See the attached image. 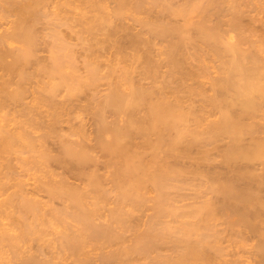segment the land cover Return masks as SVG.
<instances>
[{
	"label": "bare ground",
	"instance_id": "6f19581e",
	"mask_svg": "<svg viewBox=\"0 0 264 264\" xmlns=\"http://www.w3.org/2000/svg\"><path fill=\"white\" fill-rule=\"evenodd\" d=\"M12 16L0 32V187L14 186L0 201V264H245L252 238L264 264L251 188H264V0H0V27ZM220 142L230 171L250 164L231 174L247 188L205 174Z\"/></svg>",
	"mask_w": 264,
	"mask_h": 264
},
{
	"label": "rangeland",
	"instance_id": "374dc122",
	"mask_svg": "<svg viewBox=\"0 0 264 264\" xmlns=\"http://www.w3.org/2000/svg\"><path fill=\"white\" fill-rule=\"evenodd\" d=\"M108 2H109L110 4H109ZM108 2H106V3L109 4V5H107V6H108L107 8H108V10H109V9H110L109 6L111 5L110 7L112 8V5L114 6V3H112L111 1H108ZM127 16H128V15H127ZM125 17H126V16H125ZM14 19H15V17L12 16V17H7V18L5 19L6 21L3 20V21H2V25H1V27H0V28H1V29H0V32L3 31V29H4V30L7 29V28L9 29V26L12 25V22L14 21ZM129 22H130V21H127V23H129ZM45 23H46V22H45ZM127 23H126L125 26L128 25ZM39 25H42V24L40 23ZM44 25H45V24H44ZM44 25H43V26H44ZM43 26H42V28H43ZM45 26H46V25H45ZM125 26H124V27H125ZM40 27H41V26H39L38 28H40ZM124 27L122 28L123 30L126 28V27H125V28H124ZM127 27H129L128 30L125 29L127 32H125V31H123V32H119V33H122V35L120 34V35H121V38H120L121 40H120L119 42L121 43V41H122L123 38H124V40H127V41H124V40H123L125 43L127 42V43L124 44V45H122V43H123V41H122L121 45L123 46V48H124V47H125V48H126V47L128 48V47L130 46V45H129V40H128L129 38H128V37H132V36H133L132 33H135V32H136V29H135L134 32L131 31L132 29L130 28L129 25H128ZM8 29H7V30H8ZM61 29H63V32L61 33V35H62V34L65 35V33L68 32L67 30H64V27H62ZM130 29H131V30H130ZM9 30H10V29H9ZM40 30H44V29H41V28H40L39 31H40ZM133 30H134V29H133ZM37 31H38V30H37ZM65 31H66V32H65ZM41 32L43 33L44 31H41ZM41 32H39L40 35H43V36H44V34H42ZM64 32H65V33H64ZM131 32H132V33H131ZM69 33H70V32H69ZM69 33H67V36H66V38H69L67 41L70 42V43H74L75 40L70 39L69 36H71V37H73V38H74L75 36H74L73 33H70V34H69ZM124 33H125L126 35H125ZM258 33H259V32H258ZM123 34H124V35H123ZM63 35H62V36H63ZM130 35H131V36H130ZM43 36H42V37H43ZM125 36H126V37H125ZM118 38H119V36H118ZM125 38H126V39H125ZM127 38H128V39H127ZM45 40H46V39H45ZM7 41L13 43V44H11V45H12V48L17 49L18 47L21 46V45H20L21 43L18 42L19 44H17V43H15L16 41H13L12 39H8ZM46 41H47V40H46ZM13 45H15V46L13 47ZM19 45H20V46H19ZM16 46H18V47H16ZM38 48H39V49H38V53H37V55H39V57H41V54L43 55V53H44L45 56L43 55V56H44L43 58H46V56H48L49 53L47 54V51H46L47 49L44 47V44H43V42H42V39H40V43H39V45H38ZM127 48H126V49H127ZM40 49H41V50H40ZM43 50H44V51H43ZM42 52H43V53H42ZM39 53H40V54H39ZM81 56H82V55H81ZM41 58H42V57H41ZM78 58L80 59V56H79ZM81 59H82V57H81ZM8 60H11V59L8 58ZM77 63H78V64H76V65L78 66V69L80 68L79 66H81V68L79 69V71L74 72V70H72V69H70V70L73 71L74 74L76 73V76L78 77V75H84V72H83V70H82L83 65H80V63L82 64V60L78 61V59H77ZM68 70H69V69H68ZM70 70H69V71H70ZM71 71H70V72H71ZM81 71H82V72H81ZM70 72H69V73H70ZM71 73H72V72H71ZM78 73H79V74H78ZM211 73H212L211 75L215 74V73H213V72H211ZM74 74H73V75H74ZM74 76H75V75H74ZM214 76H215V75H214ZM38 77H40V76L38 75V76L36 77L37 79L35 80V81H37V82H38V80H39ZM41 78H42L43 80L45 79V78L42 77V76H41ZM204 81H205V79H204ZM204 81H203V82H204ZM39 82H41V81L39 80ZM45 82H46V79H45ZM45 82H43V83H45ZM41 83H42V82H41ZM43 83H42V84H43ZM101 85H102L103 87H102ZM40 86H41V85H40ZM98 86H99V87H98ZM104 86H106V87H104ZM205 86H206V85H205ZM206 87H207V86H206ZM104 88L107 89L106 81H105V80H101L100 84L97 85L96 88H91V89H92V90L94 89V91H93L94 93H95V92L98 93V94L95 93V96H97L96 98H98V97H100L99 95L105 93L104 91H106V89L103 90ZM96 89H97V91H96ZM92 90L89 91V92H90L89 94H85V96L83 97L82 100H85V102H86V101L88 100V99H87V95H88V98H90V96L92 97V95H94V93L92 92ZM98 91H100V92H98ZM91 92H92V93H91ZM65 93H66V92H65V90H64V91H63V94H61V93H60V94H61L62 96H64ZM86 99H87V100H86ZM28 100H30V98H28ZM28 100L26 99V101H28ZM82 100H81V103L84 104L85 102H83ZM78 102H80V101H78ZM78 102L75 101L74 103L77 105V104H79ZM86 103H87V102H86ZM86 103H85L84 105H86ZM212 114H213V113H212ZM214 115L217 116L216 114H214ZM212 116H213V115H211V116L209 115V118L212 119V120L216 118V117H212ZM80 117L82 118L81 115H80ZM86 117H87V116H86ZM87 118H88V117H87ZM87 118H85V114H83V118H82V119H87ZM207 118H208V117H207ZM87 120H88V119H87ZM87 120H83L84 123H85ZM208 120H209V119H208ZM72 123H74V124H73V125H74L73 127H77V125H79V122H78V121L76 122L77 125H76L75 122H72ZM88 124H89V123L87 122V126H89ZM67 125H68V124H67ZM67 125H66V123H63V127H64L65 129H66ZM87 126H86V129H87ZM73 127H72V128H73ZM89 127H90V126H89ZM88 130H89V129H88ZM66 131H68V130H66ZM75 138H76V137H72L71 139H75ZM222 142H224V141H222ZM222 142H220V143L217 145L216 149L214 148V151H215V152H214V151H212V153L210 152V153H211V158H212V159H211V162H210L211 165H208V167L206 166L207 170H205V171H206L205 174H206V175H211V176H209V177L212 178V179H213V176H216V178H217L218 180H220V181H222L221 179L224 178V177H222V176H224L225 174H226V175H225V178H226V180H227V179H228V176H229V174H230L229 179H230V180L233 179L232 181H234L235 186H236V184H237V185L239 186V187L237 186L238 188H240V187H241V188H245V187L247 188V186H248L249 184L246 183V182H247L246 180H245V181H246L245 184H247V186L245 185V187H243V186H244V183H243L244 180H243V182H242L241 180L236 179L237 177L232 176V175H233V173L235 172L236 167H238V166H240V170H242V169L245 170L243 163L246 164V163H248V162H246V163H245V162L241 163L243 166H242V165H239V164H238V166H237V165H236L235 167L233 166L232 171H230L231 169L229 170V168H227V166H226L224 163L222 164V160H221V156H220L222 153L219 152V150L223 151L222 148L224 149V148L227 146V144H226L225 147H221V148H220V146L222 145ZM226 142H227V141H226ZM246 142H248V140H247ZM224 145H225V143H223L222 146H224ZM219 148H220V149H219ZM218 149H219V150H218ZM217 150H218L219 153L216 154ZM192 151H194V150H192ZM195 151H196V156H195V155H191V157H192V156H195L194 158L192 157L193 160H194V163H193V164L196 163V162H195V161H196L195 159L197 158V154L199 153V152L197 153L198 150H195ZM193 153H195V152H193ZM213 153L215 154V156H214ZM218 154H219V155H218ZM53 155H54V153H53ZM198 155H200V154H198ZM217 156H220V157H217ZM198 157H200V156H198ZM215 157H216V159H215ZM197 159H198V158H197ZM213 159H215V160H217V161L214 160L215 162H212ZM191 160H192V159H191ZM191 160H190V163H191ZM12 163H13V166H15V168H14V170L12 169L13 171L11 170L10 172H15V174L12 173L13 175H16V174H18V173H21V174H22V172L20 171L21 168H20L19 164L16 162V160H14V162L12 161ZM16 163H17V164H16ZM248 165H250V164L248 163ZM251 165H252V164H251ZM192 166H193V165H192ZM203 166H204V165H203ZM209 166H210V167H209ZM213 166H214V167H213ZM225 166H226V167H225ZM194 167H196V164H195ZM204 167H205V166H204ZM211 167H212V168H211ZM245 167H246V166H245ZM251 167H252V166H251ZM196 168H197V167H196ZM196 168H195V169H196ZM202 168H203V167H202ZM202 168L200 167V168H198V169L200 170V169H202ZM247 168L250 169V166H249V167L247 166L246 169H247ZM0 169H1L0 171H2L3 167L0 168ZM5 169H6V168H5ZM5 169H3V170L5 171ZM190 169H191L192 171L194 170V168L192 169V167H190ZM198 169H197V170H198ZM203 169H204V168H203ZM203 169H202V170H203ZM209 170H210V171H211V170H214V171L217 170V171H215V172L213 171V172H211V173L209 172V174H207V173H208L207 171H209ZM226 170H227V171H226ZM228 170H229V173H228ZM238 170H239V167L237 168L236 172H237ZM4 171L2 172L3 174H4ZM7 171H8V169H7ZM221 171H222V172H221ZM223 171H224L225 173H224ZM233 171H234V172H233ZM242 171H243V170H242ZM32 172H33V171H32ZM32 172H30V173H32ZM220 172H221V173H220ZM232 172H233V173H232ZM8 173H9V172L6 173V171H5V174H4V175H6V174H8ZM25 173L27 174L28 172H25ZM25 173H23V174H25ZM30 173H29V174H30ZM213 173H214V175H213ZM217 173H218L219 175H218ZM222 173H223V174H222ZM26 174H25V175H26ZM37 174H38V173H37ZM39 174H40V173H39ZM39 174H38V176H39ZM215 174H216V175H215ZM220 174H221V176H220ZM231 174H232V175H231ZM234 174H235V173H234ZM4 175H1V173H0V180H1V178H2L1 176H3V178H2L1 181H4V180H3V179H5ZM10 175H11V173H10ZM25 175H23V176H24L23 178H25L26 180H28V178H31V177H32V175H31V177H29L30 175H29L28 177H26L27 175H26V176H25ZM34 175L36 176V174H33V177H34ZM212 175H213V176H212ZM231 176H232V177H231ZM15 177H16V176H15ZM15 177H13V178L16 180L19 176L17 175V177H16V178H15ZM21 177H22V176H20L19 179L23 180ZM33 177H32V178H33ZM218 177H219V178H218ZM230 177H231V178H230ZM233 177H234V178H233ZM10 178H12V176H11ZM13 178L10 179V180H12V181H10L9 183H8V180H7V183H8V185L6 184V185H7V188H8V187H11L12 184L14 185V181H15V180H13ZM32 178H31L30 180L27 181L28 184L26 183L29 187H28V186L26 187V185H25V187L27 188V190H30V191H31V188H30V187H32V185L35 184L34 181L36 180L35 177L33 178V179H35V180H33ZM216 178H215V179H216ZM25 179H24V180H25ZM218 180H217V181H218ZM224 180H225V179H223V181H224ZM69 181L73 182L72 180H69ZM215 181H216V180H215ZM217 181H216V182H217ZM235 181H236V182H235ZM237 181H238L240 184H239ZM30 182H31V183H30ZM75 182H76V181H75ZM218 182H219V181H218ZM15 183H16V182H15ZM77 183H79V181H77ZM249 183H250V182H249ZM75 184H76V183H75ZM30 185H31V186H30ZM240 185H241V186H240ZM253 185H254V184H253ZM253 185H252V187H251V185H250V187L253 188V190H256L257 195L259 196V198H258L259 201H260V202L263 201V203H264V188H262V186H261L260 189H259V188L256 189L255 187H253ZM4 187H5V186H4ZM4 187H3V188H4ZM250 187H249V188H250ZM3 188L0 187V191H1V192H0V193H1V194H0V201H2V198H3V199L6 198V196H7L6 194H9L10 192L13 191L14 186H13L12 188H9V189L6 190V191H5V189H3ZM7 188H6V189H7ZM26 188H25V189H26ZM190 189L192 190V188H190ZM190 189H185V190H183V191H182V194H183V195H186V193H187V197H188V195H189L188 198H190V197L192 196V194H193V192H192L193 190L190 191ZM187 190H188V192H186ZM8 191H10V192H8ZM184 191H185V192H184ZM7 192H8V193H7ZM29 193H30L29 196H31V195H32L31 192H29ZM190 193H191V194H190ZM210 194L213 195L212 193H209V195H208V196L206 195V197H204V198H205V199H206L207 197L209 198V196H211ZM152 195H154V194H152ZM190 195H191V196H190ZM149 196H151V194H149ZM216 196H219V194H216ZM35 197H36L37 199L39 198V199H40L41 201H43V202H44V200L46 201V198H45V196H44L43 193H40V195H38V196L36 195ZM41 197H42V198H41ZM110 197H111V198H110L109 200H107V203L105 202L104 207H103V209H102L103 212H106V213L102 214V217H100V218H103V219H100L102 222H103V220H105L106 218L108 219V217H107L106 215H108L109 212H110V210H111L113 207H115L114 204L117 205L116 202H115L116 199H115L114 197H112V196H110ZM204 198H203V199H204ZM210 198H211V197H210ZM213 198L215 199V197H213ZM219 198H220V197H218V198H216V199H219ZM216 199H215V200H216ZM111 200H112L113 202H112ZM187 201H189V203H190V201H193V200H192V199H191V200H190V199H189V200H185V201L183 200L182 202H179V203H181V204H179V203H178V204H179V205H183L184 202H186L187 204H189ZM216 201H218V200H216ZM216 201H215V202H216ZM220 201H221V200H220ZM58 202H59V201H56V203L54 202V204H52V205H53V206H55V205L60 206V205H59L60 203H58ZM218 202H219V201H218ZM218 202H217V203H218ZM108 203H109V204H108ZM263 203H262V204H263ZM110 204H111V205H110ZM184 204H185V203H184ZM107 205H108L109 209H108ZM57 206H55V207H57ZM257 206H258V210H257L258 215H260V214H259V211H260L261 213H262V212L264 213V207H263V209H262V208L259 209V208H260L259 205H257ZM263 206H264V204H263ZM256 209H257V207H256ZM107 210H108V211H107ZM146 210H147V211H146ZM261 210H262V211H261ZM251 211H252V210H251ZM254 211H256V210L253 209V213L255 214ZM107 212H108V214H107ZM146 212H148V213H146ZM249 212H250V211H249ZM140 213H141V214H140ZM251 213H252V212H251ZM253 213H252V214H253ZM263 213H262V214H263ZM150 214H151V210H149V207H148V208H147V207L143 208V210H141V211L139 212V214H137L138 216H139V215H140V216L138 217V216L136 215V217H134V218L136 219V220L133 219V220L135 221V224L133 223L134 221L132 220V221H133V222H132V223H133L132 225H136V226H138V227L134 226V227H136V229L139 228L140 230H142V229L145 227L146 222H148V221L145 222V220H146V219L149 220V216H150ZM252 214H250V215H252ZM104 215H105V216H104ZM148 215H149V216H148ZM103 216H104V217H103ZM260 216H261V215H260ZM262 216H263V217H262ZM262 216H261V218L264 219V215H262ZM147 217H148V218H147ZM138 220H140V221H139L140 223L138 222ZM4 222H5V221H4ZM137 222H138V224H136ZM144 222H145V223H144ZM143 223H144V224H143ZM143 225H144V227H143ZM133 229H135V228H133ZM47 231L50 232V231H52V230H50V228H48ZM132 235H133V231H132V232H126V233L124 234V238H125V237L127 238V239H126V238L124 239L125 241L127 240V241H126L127 243L125 242L126 244H125L124 241H123V243H124L125 245L131 243V241H132L131 239H133V236H132ZM243 236L247 238L248 234H246V236H245V235H243ZM51 237H52V236H51ZM248 237H249V236H248ZM252 239H254V240H253V242H254V241H255V238H252ZM252 239H251L250 241H249V240H248V241L246 240L247 243L249 242V244H247V246L250 247V246H253L254 243H256V241L253 243V242H252ZM130 240H131V241H130ZM246 241H245V242H246ZM226 242H227V241H226ZM226 242L224 241V244H223V245H225ZM251 243H252V245H251ZM226 244L228 245L229 243L227 242ZM227 245H226V246H227ZM247 246L245 245V248H247V249H245V250H247V252H245V254H243L244 256L242 255L241 259L244 257L243 260L245 259V264H248V263L250 264V263H252L251 261L253 260L252 258H250V257H252V256L249 255V254H251V252H249V251H251V248H252V247H251V248L249 249V251H248V248H249V247H247ZM34 247H36V246H34ZM228 248H230V247H228ZM228 248H227V249H228ZM34 249H35V248H34ZM164 249L166 250V247H165ZM231 249H232V247H231ZM229 250H230V249H229ZM226 252H227V251H226ZM164 253H168V252H164ZM232 253H233V250L231 251L230 254L228 253L229 256H228V255L225 256L226 258H228L227 261H228V260L230 261V260H232V258H234V257H233V254H234V253H233V254H232ZM248 253H249V254H248ZM153 255H154V254H153ZM231 255H232V256H231ZM225 257H224V258H225ZM230 258H231V259H230ZM246 258H247V259H246ZM249 258H250V259H249ZM251 259H252V260H251ZM147 260L150 261V262H152V259H147ZM145 261H146V260H145ZM148 261H146V262H148ZM246 261H247V263H246ZM140 262H142V261H140ZM143 262H144V261H143ZM8 264H9V263H8ZM10 264H11V262H10ZM12 264H14V263H12ZM211 264H212V263H211ZM213 264H214V263H213ZM215 264H216V263H215ZM228 264H229V263H228ZM252 264H253V263H252Z\"/></svg>",
	"mask_w": 264,
	"mask_h": 264
}]
</instances>
